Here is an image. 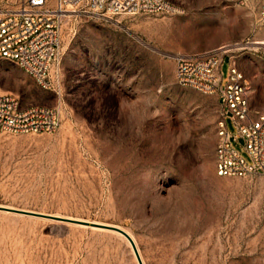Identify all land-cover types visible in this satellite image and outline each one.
I'll return each mask as SVG.
<instances>
[{
	"label": "rangeland",
	"instance_id": "1",
	"mask_svg": "<svg viewBox=\"0 0 264 264\" xmlns=\"http://www.w3.org/2000/svg\"><path fill=\"white\" fill-rule=\"evenodd\" d=\"M171 1L184 12L67 18L60 95L0 59V90L61 116L50 133L0 131V206L119 226L144 264H264V174L215 173L218 95L178 85L174 60L227 46L262 105L264 50L242 45L264 39L259 4ZM220 71L224 86L228 55ZM0 264L138 263L116 231L0 209Z\"/></svg>",
	"mask_w": 264,
	"mask_h": 264
},
{
	"label": "built area",
	"instance_id": "2",
	"mask_svg": "<svg viewBox=\"0 0 264 264\" xmlns=\"http://www.w3.org/2000/svg\"><path fill=\"white\" fill-rule=\"evenodd\" d=\"M231 1L237 5L258 3L254 29L264 26V0ZM184 10L183 5L171 0H0V59L15 63L41 89L60 95L61 83L51 71L60 62L62 26L67 18L77 13L176 15ZM242 45L264 50V43L254 33ZM225 55L229 57V74L222 86L220 65ZM174 60L178 85L218 95L221 111L216 122L215 173L229 177L264 174V103L251 104L249 81L227 46L194 55L178 54ZM227 118L236 129L234 133L228 130ZM60 122L58 107L24 105L18 95L0 90V131L50 133ZM232 137L243 140L249 160L233 147Z\"/></svg>",
	"mask_w": 264,
	"mask_h": 264
},
{
	"label": "water",
	"instance_id": "3",
	"mask_svg": "<svg viewBox=\"0 0 264 264\" xmlns=\"http://www.w3.org/2000/svg\"><path fill=\"white\" fill-rule=\"evenodd\" d=\"M0 209H6V210H10L12 212L24 214V215H32V216H39V217L42 216V217H47V218H51V219H55V220H61V221H76L79 223L90 224V225L95 224V225H99L100 227H103L105 229L116 231V232L120 233L121 235H123L128 240V242L130 243V246L133 250V253L135 255L137 263L138 264H144L140 254H139L138 248H137L134 240L132 239L131 235L126 230H124L123 228H121L119 226L110 225V224H98V223L88 222V221H84V220L71 219V218H67V217H62V216H57V215H52V214H45V213L29 211V210H24V209H18V208H10V207L0 206Z\"/></svg>",
	"mask_w": 264,
	"mask_h": 264
},
{
	"label": "bare ground",
	"instance_id": "4",
	"mask_svg": "<svg viewBox=\"0 0 264 264\" xmlns=\"http://www.w3.org/2000/svg\"><path fill=\"white\" fill-rule=\"evenodd\" d=\"M259 40H260V39H259ZM259 42H260V43H264L263 40H262V41H259ZM240 46H242V45H240ZM228 50H229V49H228ZM132 239H133V238H132ZM133 240H134V239H133ZM134 242H135V241H134Z\"/></svg>",
	"mask_w": 264,
	"mask_h": 264
},
{
	"label": "crops",
	"instance_id": "5",
	"mask_svg": "<svg viewBox=\"0 0 264 264\" xmlns=\"http://www.w3.org/2000/svg\"><path fill=\"white\" fill-rule=\"evenodd\" d=\"M257 39H258V40L260 39L259 41H262V40H263V42H264V39H261V38H257Z\"/></svg>",
	"mask_w": 264,
	"mask_h": 264
}]
</instances>
